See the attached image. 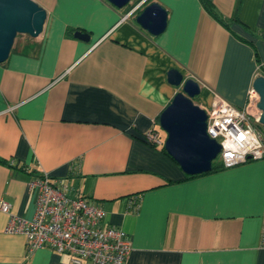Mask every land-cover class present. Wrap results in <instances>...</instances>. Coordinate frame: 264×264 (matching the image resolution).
I'll use <instances>...</instances> for the list:
<instances>
[{
  "label": "crops",
  "instance_id": "1",
  "mask_svg": "<svg viewBox=\"0 0 264 264\" xmlns=\"http://www.w3.org/2000/svg\"><path fill=\"white\" fill-rule=\"evenodd\" d=\"M32 1L46 12L41 33L0 63V202L29 219L26 183L46 173L124 232L125 264H264V158L187 179L143 139L152 128L162 140L158 116L180 91L170 69L198 83L199 107L215 96L244 106L264 77V0H208L212 15L199 0H141L133 12V0ZM151 2L166 16L157 36L134 22ZM6 222L0 211V264H69L47 248L27 255Z\"/></svg>",
  "mask_w": 264,
  "mask_h": 264
},
{
  "label": "built area",
  "instance_id": "2",
  "mask_svg": "<svg viewBox=\"0 0 264 264\" xmlns=\"http://www.w3.org/2000/svg\"><path fill=\"white\" fill-rule=\"evenodd\" d=\"M257 102L258 96L249 86L242 108L233 107L219 96L213 97L208 106L200 107L205 114V132L218 144L216 158L224 168L264 158V131L259 124ZM143 139L153 147L163 143L152 128L143 134ZM26 187L34 194V210L29 219L11 214L4 202H0V211L7 215L4 232L21 234L27 255L47 248L66 255L69 264H125L130 243L120 228L104 224L102 209L80 195L69 196L66 185L46 173L31 178ZM135 203L129 202L132 207ZM259 244L264 247V212Z\"/></svg>",
  "mask_w": 264,
  "mask_h": 264
},
{
  "label": "water",
  "instance_id": "3",
  "mask_svg": "<svg viewBox=\"0 0 264 264\" xmlns=\"http://www.w3.org/2000/svg\"><path fill=\"white\" fill-rule=\"evenodd\" d=\"M121 9L131 0H105ZM46 12L32 0H0V63L11 50L16 36L34 39L41 33ZM165 11L157 3L145 5L134 17L135 24L151 36L161 34L165 28ZM73 38L83 42L88 36L74 32ZM167 82L180 89L160 112L157 123L165 133L162 148L185 176L207 173L219 152L218 144L205 132L204 111L192 102L199 94L198 83L184 79L175 69L167 71ZM251 88L258 96L259 124L264 127V77L253 78Z\"/></svg>",
  "mask_w": 264,
  "mask_h": 264
},
{
  "label": "trees",
  "instance_id": "4",
  "mask_svg": "<svg viewBox=\"0 0 264 264\" xmlns=\"http://www.w3.org/2000/svg\"><path fill=\"white\" fill-rule=\"evenodd\" d=\"M200 1V3H201V5L203 6V8H205V10L209 13V14H211L212 15V13H211V4L209 3V1L208 0H199ZM139 12H137L136 14H138ZM68 33H70L69 32V30L67 31ZM260 67V66H259ZM167 158H169L166 154H165V152H164V150H163V148H162V146L160 147V149H159ZM170 159V158H169ZM171 160V159H170ZM172 161V160H171ZM222 169H225L223 166H222V164L220 163V162H212L211 163V169H210V171L209 172H207V173H203V174H200V175H195V176H185V178H192V177H197V176H202V175H205V174H208V173H212V172H215V171H219V170H222ZM132 200H134L135 201V199H132Z\"/></svg>",
  "mask_w": 264,
  "mask_h": 264
},
{
  "label": "rangeland",
  "instance_id": "5",
  "mask_svg": "<svg viewBox=\"0 0 264 264\" xmlns=\"http://www.w3.org/2000/svg\"><path fill=\"white\" fill-rule=\"evenodd\" d=\"M140 1L141 0H133V2H131L130 4H131V6L130 7H128V9L129 8H135L136 7V5L138 6V3H140ZM135 10H136V8H135ZM20 36H16V39H15V42H17L18 41V38H19ZM160 134H161V136H162V142L164 141V139H165V133L160 129ZM212 162H218V160H217V158H215Z\"/></svg>",
  "mask_w": 264,
  "mask_h": 264
}]
</instances>
